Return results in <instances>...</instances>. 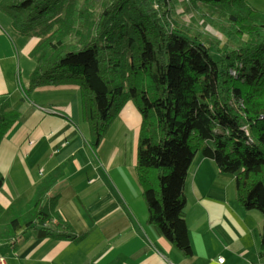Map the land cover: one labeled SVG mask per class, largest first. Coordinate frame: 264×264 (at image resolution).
<instances>
[{
    "label": "trees",
    "instance_id": "obj_1",
    "mask_svg": "<svg viewBox=\"0 0 264 264\" xmlns=\"http://www.w3.org/2000/svg\"><path fill=\"white\" fill-rule=\"evenodd\" d=\"M186 1L206 7L205 20L225 15V41L178 22L174 0H0V10L19 33L37 38L25 94L46 84L77 85L93 148L124 103L136 105L135 173L147 222L159 234L192 254L185 184L201 152L235 174L240 205L261 212L264 253V10L247 0ZM19 114L0 95V141ZM62 174L58 165L41 179L4 235L19 238L39 224L51 235L74 236L53 201L43 204ZM3 180L0 172V186Z\"/></svg>",
    "mask_w": 264,
    "mask_h": 264
},
{
    "label": "crops",
    "instance_id": "obj_2",
    "mask_svg": "<svg viewBox=\"0 0 264 264\" xmlns=\"http://www.w3.org/2000/svg\"><path fill=\"white\" fill-rule=\"evenodd\" d=\"M32 41L24 38L16 45L0 25V95H7L20 112L0 141V264L264 262L261 212L243 208L236 197L235 174L221 171L201 152L185 184L184 218L192 254L183 255L159 234L147 222L148 208L135 173L142 119L138 108L132 101L124 103L93 148L77 85L46 84L25 94L35 65L29 64L26 76L20 77L18 48L31 58L37 38ZM58 165L63 174L43 204L53 201L74 236L51 235L39 224L19 238L4 235L11 217L24 210L37 184Z\"/></svg>",
    "mask_w": 264,
    "mask_h": 264
},
{
    "label": "rangeland",
    "instance_id": "obj_3",
    "mask_svg": "<svg viewBox=\"0 0 264 264\" xmlns=\"http://www.w3.org/2000/svg\"><path fill=\"white\" fill-rule=\"evenodd\" d=\"M246 4L251 7H254L258 10H264V0H247ZM173 16L178 22H183L188 25H191L192 28L198 31H202L206 36L217 37L223 41L226 39L220 30V24L225 18V15L222 17L216 16L213 14V20H205L203 13L207 10L206 7L200 6L195 8L191 3L186 0H174ZM0 25L8 32L9 36L17 44L22 43L24 38L27 39L28 43H32V39L35 40V36H28L19 33L10 23V18L0 10ZM27 36V35H26ZM35 37V38H33ZM31 39V40H30ZM19 55V65H20V77L26 76L28 73V66L32 64V67L35 65L36 61L34 58L27 57L24 53V50L18 48ZM30 58V60H29Z\"/></svg>",
    "mask_w": 264,
    "mask_h": 264
},
{
    "label": "built area",
    "instance_id": "obj_4",
    "mask_svg": "<svg viewBox=\"0 0 264 264\" xmlns=\"http://www.w3.org/2000/svg\"><path fill=\"white\" fill-rule=\"evenodd\" d=\"M51 111H55V110H51ZM224 258L223 257H219V260L222 261ZM258 264H264V262H260Z\"/></svg>",
    "mask_w": 264,
    "mask_h": 264
}]
</instances>
